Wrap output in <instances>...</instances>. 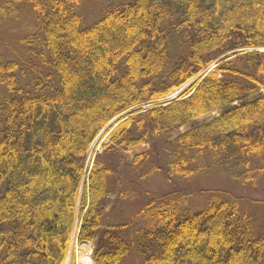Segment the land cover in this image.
Here are the masks:
<instances>
[{
    "label": "trees",
    "instance_id": "trees-1",
    "mask_svg": "<svg viewBox=\"0 0 264 264\" xmlns=\"http://www.w3.org/2000/svg\"><path fill=\"white\" fill-rule=\"evenodd\" d=\"M82 1L0 4V19L33 18L21 61L0 54V264H64L73 231L93 264H264L251 214L220 191L191 207L182 185L210 169L244 184L261 173L264 0H119L89 23ZM120 165L133 180L116 183ZM156 170L167 192L139 184ZM133 194L140 207L106 221L107 202Z\"/></svg>",
    "mask_w": 264,
    "mask_h": 264
},
{
    "label": "rangeland",
    "instance_id": "rangeland-1",
    "mask_svg": "<svg viewBox=\"0 0 264 264\" xmlns=\"http://www.w3.org/2000/svg\"><path fill=\"white\" fill-rule=\"evenodd\" d=\"M119 0H83L80 5L79 12L82 17L83 23H89L98 16V12L101 10L103 4L108 5L109 2H118ZM3 0H0L2 4ZM103 5V6H105ZM21 8L18 5V8ZM33 27V18L30 13L29 8H21L17 16H11L5 19H0V54H3L6 58L20 60L23 53L24 46L20 43V40L24 37V30H28ZM216 64H211L210 68H214ZM198 77V76H197ZM188 80L177 88L172 94L168 95L164 100H169L180 92L189 89V87L194 83L195 79ZM261 93L264 89L260 90ZM146 107V105H143ZM216 112L209 113L205 115L204 118H211ZM117 123L116 118L112 119L110 125ZM110 127V126H109ZM106 127L100 131V133L93 140L89 153L86 159V166L89 168L92 165L94 152L101 151V144L106 141V135L108 133V128ZM174 134V133H172ZM170 136V135H169ZM129 151L123 153L124 158L130 156ZM115 157L112 163L113 168L116 167ZM118 160V159H117ZM254 168L258 169L261 173L254 172L255 180L252 184L241 183L238 179L231 176L228 173H218L215 170H208L201 177L194 178L193 181H187L182 185L187 188L188 203L191 207H201L206 199H209L216 191L224 192V197L238 202L240 209L242 211L251 214L254 218L255 225L260 230L264 231L263 216H264V154L260 158L253 162ZM114 179L116 183L119 184L123 179L129 178L128 171L124 170V165H120L118 170L114 172ZM257 177V179H256ZM130 179V178H129ZM128 179V180H129ZM134 178L130 179L133 180ZM139 184L148 189L152 194H161L162 192H167L170 184L165 180L164 174L156 170L151 177L141 180ZM82 183L80 184V188ZM202 188V191H199ZM126 193L128 195L133 193L130 192L126 187ZM199 191V192H198ZM127 195V196H128ZM133 199L126 197L125 200H120L119 197H113L107 202V219L108 222H120L126 220V218L131 214L132 211L140 207L141 196L133 194ZM123 201V202H122ZM190 208V207H189ZM77 231H74L71 235V240L69 243V251L65 258L64 264H83L81 261L82 256H90L91 262L93 264L92 245L89 242H79L77 241ZM122 264H140L137 256L131 254L124 263Z\"/></svg>",
    "mask_w": 264,
    "mask_h": 264
},
{
    "label": "bare ground",
    "instance_id": "bare-ground-1",
    "mask_svg": "<svg viewBox=\"0 0 264 264\" xmlns=\"http://www.w3.org/2000/svg\"><path fill=\"white\" fill-rule=\"evenodd\" d=\"M81 261H82L83 264H92L89 255H88V256H82V257H81Z\"/></svg>",
    "mask_w": 264,
    "mask_h": 264
}]
</instances>
